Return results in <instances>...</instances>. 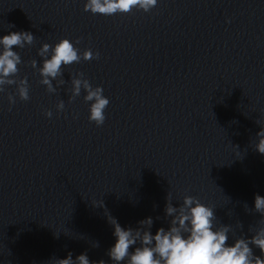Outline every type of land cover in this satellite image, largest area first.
Masks as SVG:
<instances>
[{
    "label": "water",
    "instance_id": "water-1",
    "mask_svg": "<svg viewBox=\"0 0 264 264\" xmlns=\"http://www.w3.org/2000/svg\"><path fill=\"white\" fill-rule=\"evenodd\" d=\"M85 2L0 0V36L34 35L13 46L30 99L15 85L0 92V264H52L69 252L113 264L108 216L133 229L151 217L154 235L169 227L167 195L174 207L186 195L212 207L214 226H230L229 246L250 237L262 226L254 195L264 196V155L254 150L264 0H157L150 12L114 15L86 12ZM62 38L99 59L62 67L66 83L50 94L29 62L39 68L38 49ZM77 72L109 100L102 126L89 122L83 89L69 102Z\"/></svg>",
    "mask_w": 264,
    "mask_h": 264
},
{
    "label": "clouds",
    "instance_id": "clouds-1",
    "mask_svg": "<svg viewBox=\"0 0 264 264\" xmlns=\"http://www.w3.org/2000/svg\"><path fill=\"white\" fill-rule=\"evenodd\" d=\"M157 5V0H86L83 10L92 14L114 15L117 13L128 14L134 9L150 12ZM14 25H10V28ZM34 35L29 31H12L0 36V92L5 91V86H16L15 96L21 101H28L29 85L27 78L17 79L18 65L21 57L13 51V46L23 48L31 45ZM77 38L75 44H79ZM42 58V65L37 68L35 60L30 61V66L36 69L41 77L39 83L45 86L48 93L57 92V88L66 83L62 79V67L73 63L99 59V53L91 49L81 52L69 39L62 38L54 45L44 43L37 51ZM84 74L77 72L71 78V95L69 102L83 96L89 104V122L102 126L105 121V109L109 105L108 98L103 96L100 86L93 87L89 80L83 78ZM55 81L56 87L53 86ZM8 102L11 106L16 103L14 95L9 94ZM57 112L63 111L65 103L60 100L56 103ZM51 118V109L43 113ZM257 123V122H256ZM258 142L255 151L264 155V127L256 133ZM103 206V204L101 205ZM259 213L260 220L254 234L250 237H241L229 246L227 244L230 226L221 224L215 227L216 219L214 209L201 203L196 197L184 196L182 203L174 207L166 197L164 208L165 217H171L167 230L160 227L153 235L150 231L153 219L147 217L138 222V227L123 228L117 220L110 215L108 222L113 228L114 244L107 250V255L113 264H264V196L254 195V208ZM242 226V225H241ZM215 228V230H214ZM139 245L133 247L134 245ZM98 246L95 244L94 247ZM253 247L259 249L260 255L253 253ZM130 249H132L130 251ZM52 264H105L101 261H90L86 253H81L73 259L69 252L64 259L56 258Z\"/></svg>",
    "mask_w": 264,
    "mask_h": 264
}]
</instances>
